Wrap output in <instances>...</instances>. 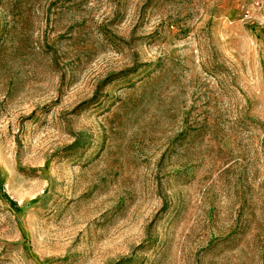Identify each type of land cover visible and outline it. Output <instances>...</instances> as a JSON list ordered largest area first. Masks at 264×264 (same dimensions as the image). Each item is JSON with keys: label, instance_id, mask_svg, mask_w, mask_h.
<instances>
[{"label": "rangeland", "instance_id": "374dc122", "mask_svg": "<svg viewBox=\"0 0 264 264\" xmlns=\"http://www.w3.org/2000/svg\"><path fill=\"white\" fill-rule=\"evenodd\" d=\"M0 264H264V0H0Z\"/></svg>", "mask_w": 264, "mask_h": 264}]
</instances>
